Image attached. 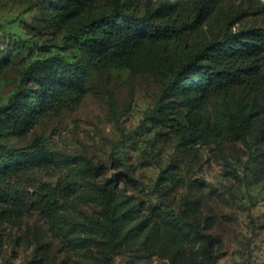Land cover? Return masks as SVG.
<instances>
[{
	"label": "rangeland",
	"instance_id": "374dc122",
	"mask_svg": "<svg viewBox=\"0 0 264 264\" xmlns=\"http://www.w3.org/2000/svg\"><path fill=\"white\" fill-rule=\"evenodd\" d=\"M229 4L251 11L245 22L264 24V0ZM82 20L54 17L44 0H0V151L29 153L11 179L26 175L68 193L56 225L40 209L18 213L0 200V264H105L106 188L128 196L117 207L112 264H264V112L243 134L237 129L250 91L201 111L213 122L226 108L230 132L214 140L201 127L193 142L189 95L167 88L195 47L148 43L128 67L101 65L65 41ZM63 75L78 83L63 101L29 126L8 123L2 112L12 100L29 108L32 88L58 85ZM159 103L169 118L152 117Z\"/></svg>",
	"mask_w": 264,
	"mask_h": 264
},
{
	"label": "trees",
	"instance_id": "16d2710c",
	"mask_svg": "<svg viewBox=\"0 0 264 264\" xmlns=\"http://www.w3.org/2000/svg\"><path fill=\"white\" fill-rule=\"evenodd\" d=\"M44 1L47 10H53L54 17L83 19L65 35V41L101 65L128 67L140 47L148 43H165L177 51L195 47L167 88L184 90L189 95L186 115L196 125L189 126L186 132L193 142H197L201 127L214 140L230 132L227 126H222L226 108L217 112L213 122L204 121L198 114L207 113L209 104L241 88L250 93L244 95L236 111L241 120L237 129L243 134L250 121L264 112V103L259 101V94L264 93V24L245 22L251 11L230 7V0ZM206 27L210 30L207 38ZM77 84L73 77L67 79L63 75L58 85L42 90L32 88L31 107L24 108L26 103L15 99L2 114L13 126H29L51 101H63V96ZM249 107L254 110L248 112ZM168 114L159 103L152 117L164 120L169 118ZM28 154L15 148L0 151V200L18 213L34 207L40 209L50 224L62 223L61 199L68 194L67 186L38 184L26 175L10 177L16 167L24 168ZM115 192L107 188L105 192L111 238V256L105 264L113 263L116 252L114 226L120 216L117 207L128 198ZM137 211L138 206L131 209V213Z\"/></svg>",
	"mask_w": 264,
	"mask_h": 264
}]
</instances>
